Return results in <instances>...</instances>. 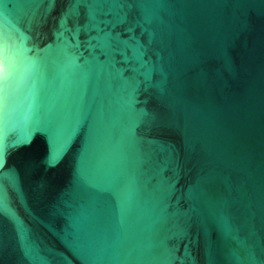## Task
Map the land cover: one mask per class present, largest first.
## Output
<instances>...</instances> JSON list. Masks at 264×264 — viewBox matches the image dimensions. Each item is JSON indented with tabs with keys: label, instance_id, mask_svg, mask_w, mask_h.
<instances>
[{
	"label": "water",
	"instance_id": "1",
	"mask_svg": "<svg viewBox=\"0 0 264 264\" xmlns=\"http://www.w3.org/2000/svg\"><path fill=\"white\" fill-rule=\"evenodd\" d=\"M0 264H264V0H0Z\"/></svg>",
	"mask_w": 264,
	"mask_h": 264
},
{
	"label": "snow or ice",
	"instance_id": "2",
	"mask_svg": "<svg viewBox=\"0 0 264 264\" xmlns=\"http://www.w3.org/2000/svg\"><path fill=\"white\" fill-rule=\"evenodd\" d=\"M4 194H5L4 179H3V175L0 174V205L3 204Z\"/></svg>",
	"mask_w": 264,
	"mask_h": 264
}]
</instances>
